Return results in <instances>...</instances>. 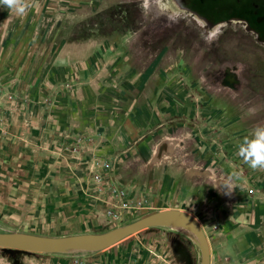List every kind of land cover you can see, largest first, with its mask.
<instances>
[{"label": "rangeland", "instance_id": "obj_1", "mask_svg": "<svg viewBox=\"0 0 264 264\" xmlns=\"http://www.w3.org/2000/svg\"><path fill=\"white\" fill-rule=\"evenodd\" d=\"M143 4L144 0L50 1L49 23L56 30L32 39L36 58L27 65L30 80L22 89H34L27 100L33 102L46 83L41 81L45 66L37 55L43 52L40 42H46L48 52L63 57L65 68L80 69V80L52 88L51 99L61 100L63 113L39 112L30 131L0 128V233L46 239L101 234L165 211L144 200L139 210L133 203L128 214L109 223L74 190L72 181L76 178V186L84 178L79 180V174L77 179L75 171L82 173L87 148L76 142L83 135L61 129L73 117V89L86 91L88 79L96 83L97 94L110 82L131 91L133 80L142 74L154 75L161 90L183 89L206 117L204 127L217 131L224 153L232 155L229 161L239 168L240 189L249 193L263 189L264 170H252L244 163L238 147L255 127L264 125V40L243 22L217 21L200 12L202 20L172 0H168L172 19L149 14ZM210 33L206 43L202 35ZM93 57L95 66L90 64ZM46 120L51 128H44ZM185 223L169 219L151 229L178 231L195 241L192 226ZM109 247L41 254L0 246V264H87V256L97 253L94 250ZM249 264H264V252L255 253Z\"/></svg>", "mask_w": 264, "mask_h": 264}, {"label": "crops", "instance_id": "obj_2", "mask_svg": "<svg viewBox=\"0 0 264 264\" xmlns=\"http://www.w3.org/2000/svg\"><path fill=\"white\" fill-rule=\"evenodd\" d=\"M50 1L54 0H27L23 15L0 6L2 130L30 131L39 112L63 113L61 100L51 99L52 88L80 80V69L65 68L63 57L40 42L43 52L37 55L45 66L41 81L46 83L33 102L27 100L34 89H22L30 80L27 65L36 58L32 39L56 30L49 23ZM90 64L95 66V57ZM153 76L135 78L131 91L110 82L97 94L96 83L89 79L86 91L73 89V117L61 130L83 135L76 142L87 148L82 173L75 171L77 179L79 174V180L84 178L77 180L80 188L74 185L76 178L72 181L74 190L106 217L92 174L103 171L97 162H109L112 182L126 188L128 201L145 200L159 210L186 212L199 222L209 244L210 264H249L255 253L264 252V187L251 193L240 189L239 168L229 161L232 155L224 153L218 132L204 127L206 117L183 89L161 90ZM43 123L45 129L52 126L49 120ZM93 252L97 253L87 256V264H201L199 245L178 231L147 228Z\"/></svg>", "mask_w": 264, "mask_h": 264}, {"label": "water", "instance_id": "obj_3", "mask_svg": "<svg viewBox=\"0 0 264 264\" xmlns=\"http://www.w3.org/2000/svg\"><path fill=\"white\" fill-rule=\"evenodd\" d=\"M230 19L233 20L234 18ZM169 219H179L193 227L201 251V264H210L209 244L201 225L192 215L178 210L157 212L140 219L136 223L101 234H80L60 239H46L40 236L0 233V246L41 254H62L74 250L95 249L101 246L114 245L141 230L155 227L162 221Z\"/></svg>", "mask_w": 264, "mask_h": 264}, {"label": "flooded vegetation", "instance_id": "obj_4", "mask_svg": "<svg viewBox=\"0 0 264 264\" xmlns=\"http://www.w3.org/2000/svg\"><path fill=\"white\" fill-rule=\"evenodd\" d=\"M172 2L180 10L202 20L205 18L200 12L211 15L217 21L243 22L264 40V0H177V2L172 0ZM205 22L210 25L208 20Z\"/></svg>", "mask_w": 264, "mask_h": 264}, {"label": "clouds", "instance_id": "obj_5", "mask_svg": "<svg viewBox=\"0 0 264 264\" xmlns=\"http://www.w3.org/2000/svg\"><path fill=\"white\" fill-rule=\"evenodd\" d=\"M0 6L7 7L18 15H23L29 7L27 0H0ZM143 7L149 14L172 19L169 15L168 0H144ZM210 35L211 33L209 36L202 35L206 43L210 42ZM238 154L252 170H264V125L255 127L249 136L244 137L238 147ZM225 194H230V191Z\"/></svg>", "mask_w": 264, "mask_h": 264}, {"label": "built area", "instance_id": "obj_6", "mask_svg": "<svg viewBox=\"0 0 264 264\" xmlns=\"http://www.w3.org/2000/svg\"><path fill=\"white\" fill-rule=\"evenodd\" d=\"M97 167L103 171L92 174V181L100 191L98 197L105 201V214L109 223H115L133 208V202L128 201V191L120 183H113L114 178L111 173L112 166L109 162H97ZM135 208L139 210L142 204L135 203Z\"/></svg>", "mask_w": 264, "mask_h": 264}, {"label": "bare ground", "instance_id": "obj_7", "mask_svg": "<svg viewBox=\"0 0 264 264\" xmlns=\"http://www.w3.org/2000/svg\"><path fill=\"white\" fill-rule=\"evenodd\" d=\"M161 223H162V224H163V223H166V221H162ZM185 224H186V223H185ZM190 230H191V233H192V235H193L195 241L198 243V240H197V237H196V235H195V233H194V229H193V227H190Z\"/></svg>", "mask_w": 264, "mask_h": 264}, {"label": "trees", "instance_id": "obj_8", "mask_svg": "<svg viewBox=\"0 0 264 264\" xmlns=\"http://www.w3.org/2000/svg\"><path fill=\"white\" fill-rule=\"evenodd\" d=\"M16 252H20L19 250H15Z\"/></svg>", "mask_w": 264, "mask_h": 264}]
</instances>
